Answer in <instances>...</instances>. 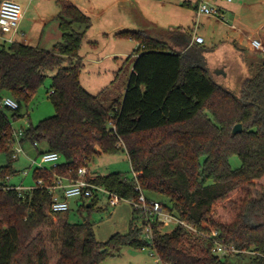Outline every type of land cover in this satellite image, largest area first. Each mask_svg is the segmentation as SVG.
Instances as JSON below:
<instances>
[{"label": "trees", "instance_id": "obj_1", "mask_svg": "<svg viewBox=\"0 0 264 264\" xmlns=\"http://www.w3.org/2000/svg\"><path fill=\"white\" fill-rule=\"evenodd\" d=\"M57 19L62 39L53 49L21 42L0 49V96L18 101L15 119L23 116L21 110L48 72H55L48 91L55 113L30 123L22 141L44 142L40 154L56 151L63 158L55 167L36 168L34 178H43L45 186L22 193L5 188L15 185L5 179L17 170L11 164L0 167V264H100L123 246H150L142 238L135 207L129 231L105 242L96 238L90 221L71 222L68 214L62 215L67 212L51 209L46 186L58 177L76 178L78 169L89 167L99 153L124 148L148 197L160 199L201 232L217 231L207 237L182 225L166 231L154 223L151 247L162 262L234 264L231 257L250 255L253 264H264V62L236 93L213 79L201 55L176 51L144 30H123L116 35L138 42V57L123 97L106 106L105 91L93 94L81 81L80 49L92 24L90 15L65 2ZM7 110L0 111V150L13 158ZM237 123L243 129L234 134ZM121 139L124 146L118 144ZM234 155L241 161L237 168L230 162ZM94 182L124 199L139 196L137 182L121 172L96 175ZM100 199L96 194L87 201L93 207ZM223 203L228 204L226 219L216 212ZM58 224V252L52 257L49 241ZM215 241L240 251L219 257L213 252Z\"/></svg>", "mask_w": 264, "mask_h": 264}, {"label": "rangeland", "instance_id": "obj_2", "mask_svg": "<svg viewBox=\"0 0 264 264\" xmlns=\"http://www.w3.org/2000/svg\"><path fill=\"white\" fill-rule=\"evenodd\" d=\"M26 11V18L22 23V27L33 25L32 35L35 40H38L43 30L42 25L33 23L34 18L38 14H46L56 10V6L63 0H33L31 6L26 7L23 0H19ZM84 11L88 10V14L92 17L91 27L88 29L82 46L80 55L82 57L83 66L81 69V81L83 86L93 94H99L103 91V102L109 106L115 98L123 97V93H114L117 89H124L128 83L130 76V68L133 60L136 57H129L138 48V42L133 39L117 36L116 33L123 30H144L150 35L161 38L162 40L175 43L173 47L187 46L189 40L187 34L189 28L202 32L203 35L211 33L206 31L205 25H200V21L192 19V11L188 10L189 6L181 3L179 0H72ZM236 1V0H235ZM234 1V2H235ZM215 3H223L215 0ZM91 12V13H89ZM181 37L180 42L174 37V31L180 26ZM207 28V27H206ZM223 28V27H222ZM58 21L51 20L45 27L41 46L51 48L58 39ZM8 36V35H7ZM34 40V41H35ZM36 42V41H35ZM34 42V44H35ZM207 42H210L209 40ZM37 43V42H36ZM209 43H207L208 45ZM9 42L0 39V49L8 47ZM211 45V42H210ZM198 47L201 50L198 52L201 57H209V62L221 57L224 53L223 49H218L216 52L203 45ZM204 47V48H203ZM226 52V50H224ZM218 55V56H217ZM228 56L230 53L227 54ZM256 70L250 73L252 76ZM54 71L48 72L44 84L38 89L33 100L21 110L22 118L15 120L13 112L7 110V116L12 123L14 129H19L22 126L28 128L30 123L36 125L40 120L49 117L55 113L54 105L49 98V90L52 83ZM249 76V77H250ZM123 92V91H122ZM107 96V97H106ZM30 120V122H28ZM45 147L44 142H40L38 149L35 148L31 141L24 142L25 154L19 155L18 158H10V153L0 150V167L11 164L17 170L10 178L5 179L15 185H24L31 187L36 185L34 178V170L38 167L37 164H31L30 157L40 159L39 150ZM124 148V147H123ZM63 161V159L61 160ZM230 162L232 167L240 166L241 161L237 155L231 157ZM54 163L47 162L43 167L51 168ZM90 172L92 175H105L112 172H121L125 178H134V171L130 162V158L126 149H121L117 153L107 154L99 153L93 161L89 163ZM28 172L25 174L24 172ZM2 181L0 177V182ZM100 201L93 207L87 208L89 202L84 204L77 201V198L69 200L70 210L63 213L68 214L71 222L90 221L96 238L99 241H107L113 234L127 233L130 229L131 220L133 217L134 206L127 199H118L117 202L110 201L108 195L101 194ZM160 197V196H159ZM227 203H223L217 209V215L226 219L229 217ZM59 224L52 229L56 230V237L53 241H49L50 253L52 257L58 252L60 229ZM175 225L163 227L166 231H171ZM50 233L52 230L44 228ZM49 238L52 237L49 234ZM143 238V237H142ZM250 255H246L243 260L237 256L230 258L234 264H253L250 262ZM100 264H161L158 261L156 251L146 246L145 249L134 245H126L118 251L107 255Z\"/></svg>", "mask_w": 264, "mask_h": 264}, {"label": "built area", "instance_id": "obj_3", "mask_svg": "<svg viewBox=\"0 0 264 264\" xmlns=\"http://www.w3.org/2000/svg\"><path fill=\"white\" fill-rule=\"evenodd\" d=\"M181 3L185 5L195 4L196 11L198 16L201 14L215 16L222 20H226V16L224 12L220 11L219 7L214 6L209 2V0H179ZM223 3H230L234 0H219ZM24 16V9L22 4L17 0H2L0 2V37H3L6 42L15 43L17 40L15 39V34L19 31V25ZM194 33L192 34V43H203L204 37L199 35L196 29H194ZM8 35V36H7ZM252 46L261 52H264V42L260 39L254 38L251 40ZM20 105L18 101H16L13 97L8 95L0 96V111L2 109H8L12 112H16L19 109ZM23 117V116H22ZM21 117V118H22ZM15 119V118H14ZM20 119V118H19ZM17 120V119H15ZM30 122V120H28ZM109 126L116 131V126L114 121L111 120L109 122ZM26 128L23 126L19 129H14L12 127V133L10 138V145L14 151L13 159H16L21 154H25L24 142L22 141L25 135ZM119 145H123L122 139L120 140ZM34 147H38L39 143L34 142ZM62 156L59 152L56 151H44L40 155V159L30 158L31 164H37V168H47L43 167V164L47 162L54 163L52 167L57 166L61 163ZM27 174L28 172H24ZM95 175H92L90 172V168L88 166H82L78 169L77 177L72 179H67L64 177H58L53 184L46 186L49 192L52 194L51 201V209L55 212L60 211H69L70 204L69 200L72 198H77V201L84 204L89 198L94 195H108L110 201L117 202L118 199H121L117 194L109 191L105 186L101 184H97L94 182ZM10 178V177H9ZM8 178V179H9ZM134 180L137 182L136 189L139 192V196L136 199H127L129 200L133 206L140 212L139 223L142 226V237L149 245L154 242L155 232H154V223H159L162 226H170L178 225L184 226L186 229L191 230L193 232H199L200 234L213 237L217 235V231L212 230L211 233H205L198 230V228L194 225L187 223L186 221L176 217L173 213H171L168 209L163 206V203L160 199L151 198L146 195L142 187L140 186L137 178V174L134 172ZM44 179L39 178L36 180V185L31 187H24L23 185H8L5 186L6 189L15 188L20 193L24 190H33L36 187H44ZM0 187L2 183L0 182ZM124 199V198H123ZM146 246L142 247L145 249ZM233 245H228L224 242L215 241V246L213 248V252L219 256L224 257L226 255L239 252ZM158 261L161 264H165L158 257Z\"/></svg>", "mask_w": 264, "mask_h": 264}, {"label": "crops", "instance_id": "obj_4", "mask_svg": "<svg viewBox=\"0 0 264 264\" xmlns=\"http://www.w3.org/2000/svg\"><path fill=\"white\" fill-rule=\"evenodd\" d=\"M23 1L26 3V7L31 6L33 4V0ZM234 1L230 3H215V0H209L211 4L216 7H219L220 11L225 13L226 20H222L218 17L204 14L198 16L195 4L187 5L189 6L188 10L192 11V19L199 20L200 25L204 24L206 31H211L210 29L213 30L207 35H203L202 32L198 33L199 35L204 37L203 43H192V28H189V32L186 36L189 40V43L187 44V46H182L183 48H174L173 46H176L175 43H170L169 41L165 40L164 41L176 51H188L191 55L193 53L195 55H200L198 52L194 51L193 48L200 51L201 49L198 47H202L200 45L203 44L205 47L210 48L214 52H216L221 47L224 52L220 54L221 57L219 56L209 62V57L205 56L204 60L206 67L208 68L211 76L217 83L237 93L243 81L250 76V73L252 71L256 70L258 65L264 62V52L256 50L252 46L251 42V40L254 38L260 39L264 42V0H236L235 2ZM65 2L75 4L72 0H63L61 4H59V7L56 6L57 8L55 11H50L44 15L38 14L34 18L33 23L36 25H42L43 27V30L41 31L38 40H35L34 37L31 36L33 25L29 26V28L27 26H25L24 28L22 27V23L26 18V11L23 8L24 16L20 22L18 33L14 35L17 42L39 46L48 50L53 49V47L62 39L57 15L61 11L62 6L65 4ZM85 12L88 14V10H85ZM55 19H57L58 21V30L60 32L58 34V38H56L58 40L53 44L51 48H45L41 46L40 41L43 38L45 27L48 22ZM178 28L180 29H177V31L175 29L174 31V37L177 38L176 40L179 41V43H181V28H183V25L180 24ZM0 39L5 41L3 37H0ZM208 40L211 42V45L210 42H207ZM207 43L209 44L207 45ZM224 50H226V52ZM228 53H230L229 56L227 55ZM129 57L137 58L138 56L137 54L133 53L132 55H129ZM136 58L133 60L132 66L130 68L131 72L134 70ZM125 90L126 86L122 90L117 89L114 93L121 92L124 95ZM104 97L105 96H103V98ZM35 148L38 149V147ZM45 148L46 144L43 149ZM9 184L12 183L10 182Z\"/></svg>", "mask_w": 264, "mask_h": 264}, {"label": "water", "instance_id": "obj_5", "mask_svg": "<svg viewBox=\"0 0 264 264\" xmlns=\"http://www.w3.org/2000/svg\"><path fill=\"white\" fill-rule=\"evenodd\" d=\"M242 129H243V127H242V123H237V124L233 127V133L236 134V133H238V132H241ZM90 205H91V204L88 203L87 206H90ZM103 250H105V249H103Z\"/></svg>", "mask_w": 264, "mask_h": 264}]
</instances>
